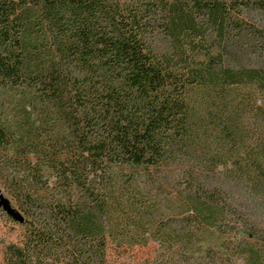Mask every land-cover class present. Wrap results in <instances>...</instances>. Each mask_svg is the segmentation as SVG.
<instances>
[{
  "label": "trees",
  "instance_id": "16d2710c",
  "mask_svg": "<svg viewBox=\"0 0 264 264\" xmlns=\"http://www.w3.org/2000/svg\"><path fill=\"white\" fill-rule=\"evenodd\" d=\"M0 85L20 94L0 174L27 228L5 264H107L145 205L128 191L166 169L196 221L234 211L264 240V0H0Z\"/></svg>",
  "mask_w": 264,
  "mask_h": 264
},
{
  "label": "rangeland",
  "instance_id": "374dc122",
  "mask_svg": "<svg viewBox=\"0 0 264 264\" xmlns=\"http://www.w3.org/2000/svg\"><path fill=\"white\" fill-rule=\"evenodd\" d=\"M249 59L241 60L248 62ZM257 98L260 103L262 98ZM19 99L18 91L0 85V126L17 124ZM250 103L249 107H254L253 99ZM219 104L211 100L198 107L209 109ZM206 108L201 110L208 112ZM153 180L158 181L128 191V196L138 199V205H145L138 206L142 207L140 217L133 210L129 219L131 222L140 221L138 224H128L126 230L120 228L123 233L108 239L107 264H245V253L250 245L264 247L263 239L247 234L242 226L243 218L234 211L212 223H200L192 218L187 205L190 191L185 189V182L177 178L174 170H163L160 177ZM0 189V264H5L7 246L13 242L23 243L27 228L13 213V207L22 209L2 174ZM193 194L207 197L203 191ZM248 214L252 220L258 217L254 210ZM136 239L142 242L132 243Z\"/></svg>",
  "mask_w": 264,
  "mask_h": 264
},
{
  "label": "water",
  "instance_id": "95a60500",
  "mask_svg": "<svg viewBox=\"0 0 264 264\" xmlns=\"http://www.w3.org/2000/svg\"><path fill=\"white\" fill-rule=\"evenodd\" d=\"M1 192H2V191H1V189H0V194H1ZM12 210H15V211L13 212V213H15L14 215H16L18 218H20V219H22V220L24 219L23 216H22V215H21L16 209L13 208Z\"/></svg>",
  "mask_w": 264,
  "mask_h": 264
}]
</instances>
